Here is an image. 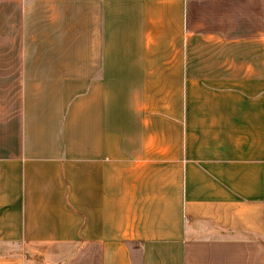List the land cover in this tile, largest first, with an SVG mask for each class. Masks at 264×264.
I'll return each mask as SVG.
<instances>
[{
    "label": "crops",
    "instance_id": "crops-1",
    "mask_svg": "<svg viewBox=\"0 0 264 264\" xmlns=\"http://www.w3.org/2000/svg\"><path fill=\"white\" fill-rule=\"evenodd\" d=\"M0 264H264V0H0Z\"/></svg>",
    "mask_w": 264,
    "mask_h": 264
}]
</instances>
